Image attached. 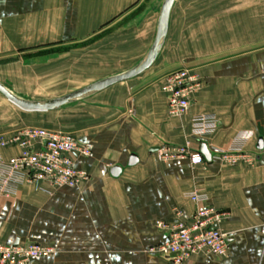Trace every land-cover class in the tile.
<instances>
[{"label": "crops", "instance_id": "1", "mask_svg": "<svg viewBox=\"0 0 264 264\" xmlns=\"http://www.w3.org/2000/svg\"><path fill=\"white\" fill-rule=\"evenodd\" d=\"M163 1L0 0V66L13 83L0 81L22 97L54 98L67 92L51 91L85 78L91 66L109 73L95 81L125 72L152 46ZM180 68H190L198 86L188 112L171 116L164 80ZM24 112L3 116L0 135L26 125L72 132L91 147L90 155L75 156L89 179L0 193V243L54 245L41 264H167L152 251L167 239L157 221L176 223L175 209L190 217L196 204L187 193L204 188L209 204L229 212L221 224L229 251L188 264H264V0H176L164 47L148 70L44 116ZM207 113L219 125L199 138L192 118ZM202 142L212 160L201 165L157 155L164 145L200 150ZM238 144L251 163L221 158ZM19 152L2 150L6 158Z\"/></svg>", "mask_w": 264, "mask_h": 264}, {"label": "built area", "instance_id": "2", "mask_svg": "<svg viewBox=\"0 0 264 264\" xmlns=\"http://www.w3.org/2000/svg\"><path fill=\"white\" fill-rule=\"evenodd\" d=\"M197 86V78L190 68H180L165 75L169 115L182 116L188 112ZM218 125L214 114H199L192 118V132L199 138L213 134ZM242 144L222 150L221 158L233 163L240 160L251 163L254 159L243 151ZM13 147L19 148L20 152L6 158L2 150ZM90 154L91 147L72 132L36 125L18 127L8 135H0V193L15 196L26 183L41 189L44 184L75 187L89 179L87 172L75 167V156ZM157 155L163 161L189 158L194 165L204 164L200 150L189 143L161 146ZM187 197L196 204V209L188 218L184 217L183 210L175 209L176 223L157 221V227L167 232V239L152 251L167 264H188L197 255L225 257L229 251V234L221 224L229 212L209 204L204 188H195L187 193ZM55 250L54 245L32 241L0 243V264H41L39 260Z\"/></svg>", "mask_w": 264, "mask_h": 264}, {"label": "water", "instance_id": "3", "mask_svg": "<svg viewBox=\"0 0 264 264\" xmlns=\"http://www.w3.org/2000/svg\"><path fill=\"white\" fill-rule=\"evenodd\" d=\"M175 2L176 0L163 1L155 40L146 55L129 70L102 78L84 87L54 98L31 99L22 97L14 93L1 81L0 93L21 110L29 112H49L60 110L77 102L86 100L115 84L128 81L139 76L154 65L164 47L168 35L170 17ZM200 152L206 160H212V152L206 142L201 143ZM137 161L138 158L136 155H132L130 164H134ZM112 171L113 175L118 176L121 173V167L115 166Z\"/></svg>", "mask_w": 264, "mask_h": 264}, {"label": "rangeland", "instance_id": "4", "mask_svg": "<svg viewBox=\"0 0 264 264\" xmlns=\"http://www.w3.org/2000/svg\"><path fill=\"white\" fill-rule=\"evenodd\" d=\"M97 67V66H95ZM124 68V65L121 66V69ZM88 73H82V76L85 75V78H82L81 80H73V81H67V82H63L64 86L63 89H60L58 91H51L52 93H65V92H70L76 89H79L81 87H84L92 82H94V78L98 77V76H102V75H109L108 74H102L99 71H97V69L99 70V68H93L92 66L90 67ZM6 69L3 68V66H0V79L4 82L7 83L8 85H12L13 82L9 81V79H7L6 77ZM114 73V72H111ZM115 74V73H114ZM113 75V74H111ZM30 87L33 86V83L30 82ZM35 85V84H34ZM117 88V87H115ZM112 90V89H111ZM41 92H45V91H41ZM27 93H30L29 91ZM31 95H28V97L33 98V99H44V98H51L52 96H43V95H35L30 93ZM90 100H94L93 98ZM80 104V103H78ZM22 113H25L24 111H22L20 108L18 107H14L11 103H9L7 101V99L0 93V122L5 121V119L3 116H8L9 118L11 117V114H15V115H21ZM26 114V113H25ZM33 114H38L41 116H44L48 113L45 112H39V113H33ZM29 115V114H26ZM43 123V122H42ZM41 123V125H42Z\"/></svg>", "mask_w": 264, "mask_h": 264}]
</instances>
